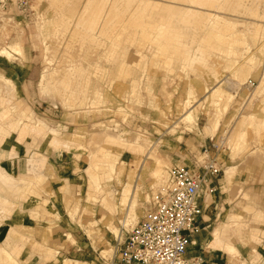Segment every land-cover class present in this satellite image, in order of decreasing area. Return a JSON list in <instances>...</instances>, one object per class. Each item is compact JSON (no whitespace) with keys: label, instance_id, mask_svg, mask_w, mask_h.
Segmentation results:
<instances>
[{"label":"rangeland","instance_id":"374dc122","mask_svg":"<svg viewBox=\"0 0 264 264\" xmlns=\"http://www.w3.org/2000/svg\"><path fill=\"white\" fill-rule=\"evenodd\" d=\"M0 78V232L54 210L60 264H111L172 168L214 162L221 173L199 195L203 256L256 263L264 0H0ZM52 168L64 176L51 194ZM7 247L0 264H18Z\"/></svg>","mask_w":264,"mask_h":264},{"label":"built area","instance_id":"2783aa9c","mask_svg":"<svg viewBox=\"0 0 264 264\" xmlns=\"http://www.w3.org/2000/svg\"><path fill=\"white\" fill-rule=\"evenodd\" d=\"M199 168L197 172L178 166L170 170L164 195L117 239L122 264H211L202 255L188 257L193 236L201 227L199 195L203 186L221 173L214 162Z\"/></svg>","mask_w":264,"mask_h":264},{"label":"crops","instance_id":"0c3cea01","mask_svg":"<svg viewBox=\"0 0 264 264\" xmlns=\"http://www.w3.org/2000/svg\"><path fill=\"white\" fill-rule=\"evenodd\" d=\"M51 159L58 160L59 154H57L56 156L52 154ZM66 169L70 170L71 166L67 165ZM61 176L62 177L64 176L61 173V171L59 169L55 170L53 168L51 169V173L45 174L44 183L48 187V189H50L51 194L53 192L52 190L53 187L55 188L56 191L58 190L59 178ZM70 176L72 177V174H70ZM215 179L216 178L214 179L212 178L209 181V183L212 184V182ZM55 199H56V196L54 194L50 196V201L52 203H53V200ZM78 201L80 204V209L82 210L84 208V205H83L84 201H82L81 199H79ZM200 205L202 206V204ZM43 206L47 207V205L45 204ZM49 208L52 209V205H50ZM148 210L149 209H147L146 212ZM53 211L52 210L50 211L49 218H47L46 214L43 211L39 212L40 217H34L35 213L33 215L26 216L25 223L20 225L19 232L17 234L14 233L13 237H12V234L9 232L7 233L6 230L3 233L0 232V247L2 246V249L8 250L11 253L12 252L11 248H8L7 246L8 245L10 246L18 245V258H17L18 264H60L62 262V259L60 257L61 255L62 256L64 255L59 254L58 232L54 233V229H56L57 227H53V219L58 220L60 215L52 214ZM65 211H66V214L68 215L69 211L68 210H65ZM146 212L144 211V216ZM72 213H73V216L76 218L77 209H75V211H73ZM101 216H102V219H100L99 222H102L103 224H108L109 221L111 220L107 218V211L105 212V215L100 213V218ZM122 216L123 215L112 218L113 220L111 222L117 224L120 220H122ZM200 225H201V220H200ZM262 232L264 233V230ZM126 233L127 231L121 234L126 235ZM199 234L200 233L194 235V237L197 238L198 241H200L199 250L196 256H199V255L203 256L204 251L208 252V249H207L208 245L206 244V240L204 238L205 235H203L204 233L202 235H199ZM198 235L200 236L199 239H198ZM71 236L72 234L68 233L66 237V241L70 240ZM72 239H74V237H72ZM94 250L95 249L93 248V251ZM250 255L254 256L253 251H252V254ZM210 256L214 258L215 254L211 253ZM253 260L254 259H249V263L248 261H245L243 264H245L246 262H247L246 264H253L254 263L252 262ZM111 261H112L111 264H122L118 259L117 252L115 254V258L111 259ZM207 261L208 262L210 261L209 263L211 264H216L215 262L211 261V258H208ZM255 262H256L255 264H264V248H262L261 251L259 252V258Z\"/></svg>","mask_w":264,"mask_h":264},{"label":"bare ground","instance_id":"6f19581e","mask_svg":"<svg viewBox=\"0 0 264 264\" xmlns=\"http://www.w3.org/2000/svg\"><path fill=\"white\" fill-rule=\"evenodd\" d=\"M0 79H1V81L7 83V81H6L4 78H0ZM8 83H9V85H10V82H8ZM223 235L226 236V235H227V231H224ZM224 236H223V237H224ZM219 237H220V236H219ZM189 250H190V249H189ZM225 250H226L227 252H229V253L232 254L236 249L234 248L233 243L229 242V243L226 244V248H225ZM189 255H190V253L188 252V257H189Z\"/></svg>","mask_w":264,"mask_h":264}]
</instances>
